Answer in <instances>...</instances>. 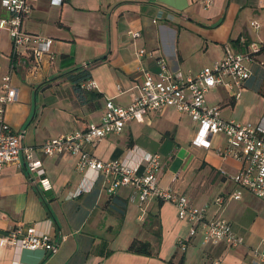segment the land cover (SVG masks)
I'll use <instances>...</instances> for the list:
<instances>
[{
    "label": "crops",
    "instance_id": "1",
    "mask_svg": "<svg viewBox=\"0 0 264 264\" xmlns=\"http://www.w3.org/2000/svg\"><path fill=\"white\" fill-rule=\"evenodd\" d=\"M253 19L259 27L250 25ZM23 26L53 37L56 53L41 80L32 82L21 71L12 75L17 95L4 107L11 127L24 129L23 142L36 145L47 137L99 122L108 97L128 104L137 92L142 70L155 72L161 57L172 69L196 72L222 57L228 42L237 49H243L240 38L264 44V0H213L206 8L199 0H62L60 5L35 0ZM140 49L144 53L139 55ZM10 53L9 34L0 28V80L8 70ZM257 58L259 64H253L238 98L222 87L224 95L216 94L218 87L207 92V102L218 104L223 117L256 122L264 113L262 109L252 115L247 105H240V99L249 97L243 92L255 84L257 91L249 95L259 97L258 104L264 105L260 89L264 51ZM79 65L97 83L81 96L68 76ZM256 74L262 79L259 86ZM196 129L188 115L168 108L160 116L129 120L121 132L108 134L86 149L101 159L129 160L132 148V162L145 153H159L164 163L159 185L185 194L196 205L207 203L208 215L228 219L243 243L211 244L196 236L181 250L177 239L187 235L189 223L177 218L172 202L156 197L140 202L132 186L112 194L99 185L87 190L89 182L75 169L73 155L37 152L50 185L47 189L23 159L0 169V235L32 224L39 231H60L66 238L52 254L40 248H19L14 253L0 244V264H13V259L17 264H171L169 259L176 264L181 257L182 264H213L217 258V264H254L249 249L264 239V199L232 180L240 162L217 152L225 145L224 138L212 135L210 147L197 146L192 142ZM81 184L86 189L74 195ZM237 191L238 198L230 196ZM218 196L224 197L222 204L215 203ZM133 238L149 241L153 253L127 250Z\"/></svg>",
    "mask_w": 264,
    "mask_h": 264
},
{
    "label": "built area",
    "instance_id": "2",
    "mask_svg": "<svg viewBox=\"0 0 264 264\" xmlns=\"http://www.w3.org/2000/svg\"><path fill=\"white\" fill-rule=\"evenodd\" d=\"M50 1L55 5L62 3V0ZM199 2L206 8L213 0ZM34 3L35 0H0V28L8 32L11 41L8 70L0 80V169L8 162L20 164L23 159L28 171L34 172L42 187L47 189L50 185L46 184L45 170L36 153L49 156L70 154L75 157V169L82 174V179L89 182L87 190L99 185L100 189L112 194L120 187L132 186L140 202L155 197L172 202L177 218L189 223L187 235L177 239L181 250H185L188 242L196 236L211 244L236 246L243 243L244 238L235 232L228 219L208 215L207 203L196 205L185 194L159 185L158 177L164 165L159 153L148 152L132 162L134 149L130 148L129 160L124 157L101 159L88 151L86 145H93L108 134L121 132L129 120L143 121L173 108L188 115L196 124L193 144L208 148L211 146L209 137L221 135L225 145L217 152L240 162L238 170L231 176L232 180L264 199V113L256 122L225 118L218 104H209L206 99L207 92L216 87H222L231 92L232 98H238L245 81L252 75L253 64H259L257 55L264 51V44L245 42L244 38H240L243 49H237L228 42L222 57L196 72L172 69L161 57L157 60L155 72L142 70L137 92L128 104H117L112 97H108L99 122H91L84 128L59 133L39 144L29 145L23 142L24 129L15 130L5 120L4 107L17 95V89L11 83L14 73L21 71L28 80L39 81L47 75L46 71L56 59L54 38L27 31L23 26L34 10ZM250 25L259 27V22L253 19ZM129 32L132 36L138 35V31ZM142 53L143 49L137 52L139 55ZM80 87L91 90L97 87V83L88 77L80 82ZM117 88L120 86L117 85ZM84 189L81 184L74 195ZM230 196L238 198L240 192ZM223 201L222 196L215 198L217 204ZM65 238L66 235L60 231H39L29 224L6 230L0 235V244L10 246L14 253L19 248H40L52 254ZM249 251L254 264H264V239L251 246ZM12 262L17 264L14 259ZM218 262L217 258L213 264Z\"/></svg>",
    "mask_w": 264,
    "mask_h": 264
},
{
    "label": "trees",
    "instance_id": "3",
    "mask_svg": "<svg viewBox=\"0 0 264 264\" xmlns=\"http://www.w3.org/2000/svg\"><path fill=\"white\" fill-rule=\"evenodd\" d=\"M68 72H69L68 76L73 83V87L75 91L81 96L86 90L80 87V82L83 79L90 77L89 71L86 68H83L81 65H79L72 68ZM127 250L136 253L146 254V255H150L153 253L151 250L150 242L139 238H133L130 241L129 245L127 246ZM182 261L183 258L181 257L176 264H182ZM169 262L173 264L171 259H169Z\"/></svg>",
    "mask_w": 264,
    "mask_h": 264
},
{
    "label": "rangeland",
    "instance_id": "4",
    "mask_svg": "<svg viewBox=\"0 0 264 264\" xmlns=\"http://www.w3.org/2000/svg\"><path fill=\"white\" fill-rule=\"evenodd\" d=\"M260 75L259 74H256V78H257V82H258V80H259V83L257 84V86H259V84H260V82H262V79L259 77ZM247 83V81H245V83L244 84H246ZM256 85V84H255ZM255 85L254 86H248L247 87V92H243V93H246V94H244V95H242V96H245V95H248L249 97H246L245 99H240L241 100V103H240V105H247L249 108H250V111H251V114L253 115V114H258L260 111H262V109H264V105H259L258 103H260L261 101V99L259 98V97H257V98H253V97H250V95H249V93H251V92H253V91H257V89L255 88ZM245 86H247V85H245ZM219 88V90H218V93H216V94H219V95H224V93H223V89L222 88H220V87H218ZM260 89H261V91L264 93V78H263V82H262V84H261V87H260ZM222 90V91H221ZM214 97H216V95L214 94ZM217 97H219L218 95H217ZM260 106H262V108L260 109ZM260 109V110H259ZM259 110V111H258ZM255 111H257L256 113H255ZM228 111L227 110H225L224 111V114H226ZM245 189V188H244ZM247 190V189H246ZM249 191V190H248ZM252 193V192H251Z\"/></svg>",
    "mask_w": 264,
    "mask_h": 264
}]
</instances>
